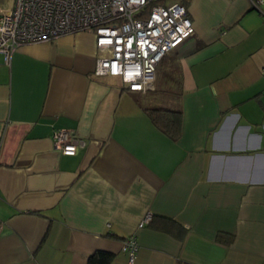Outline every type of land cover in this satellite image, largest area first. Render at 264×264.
<instances>
[{"label": "crops", "instance_id": "crops-1", "mask_svg": "<svg viewBox=\"0 0 264 264\" xmlns=\"http://www.w3.org/2000/svg\"><path fill=\"white\" fill-rule=\"evenodd\" d=\"M165 1L194 30L145 91L93 73L92 31L0 53V264H128L132 234L133 264H264V0ZM150 108L180 111L176 138Z\"/></svg>", "mask_w": 264, "mask_h": 264}, {"label": "built area", "instance_id": "built-area-1", "mask_svg": "<svg viewBox=\"0 0 264 264\" xmlns=\"http://www.w3.org/2000/svg\"><path fill=\"white\" fill-rule=\"evenodd\" d=\"M262 0H250L259 8ZM92 31L98 50L93 73L116 75L130 90L151 88L162 55L193 30L185 5L160 0H14L0 9V53L9 61L22 44L52 40L64 34ZM264 74V66L261 68ZM54 150L74 154L82 141L71 129L51 134ZM150 219L147 214L139 226ZM2 225L0 223V232ZM135 235L122 239L120 249L133 264Z\"/></svg>", "mask_w": 264, "mask_h": 264}, {"label": "trees", "instance_id": "trees-1", "mask_svg": "<svg viewBox=\"0 0 264 264\" xmlns=\"http://www.w3.org/2000/svg\"><path fill=\"white\" fill-rule=\"evenodd\" d=\"M150 116L154 122L168 135L176 138L180 133L181 115L179 110L167 108H150ZM112 254L96 251L88 257V264H110Z\"/></svg>", "mask_w": 264, "mask_h": 264}, {"label": "rangeland", "instance_id": "rangeland-1", "mask_svg": "<svg viewBox=\"0 0 264 264\" xmlns=\"http://www.w3.org/2000/svg\"><path fill=\"white\" fill-rule=\"evenodd\" d=\"M160 2L161 3H168V2H166L165 0H160ZM174 2V1H173Z\"/></svg>", "mask_w": 264, "mask_h": 264}, {"label": "water", "instance_id": "water-1", "mask_svg": "<svg viewBox=\"0 0 264 264\" xmlns=\"http://www.w3.org/2000/svg\"><path fill=\"white\" fill-rule=\"evenodd\" d=\"M253 7V6H252ZM254 8H256V7H254ZM258 9V8H257Z\"/></svg>", "mask_w": 264, "mask_h": 264}]
</instances>
